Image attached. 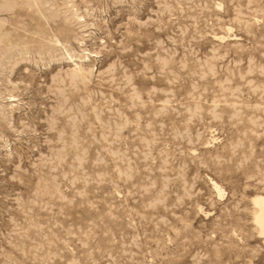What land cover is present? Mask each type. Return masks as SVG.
<instances>
[{
    "label": "rangeland",
    "instance_id": "rangeland-1",
    "mask_svg": "<svg viewBox=\"0 0 264 264\" xmlns=\"http://www.w3.org/2000/svg\"><path fill=\"white\" fill-rule=\"evenodd\" d=\"M255 195L264 0H0V264H264Z\"/></svg>",
    "mask_w": 264,
    "mask_h": 264
},
{
    "label": "bare ground",
    "instance_id": "bare-ground-1",
    "mask_svg": "<svg viewBox=\"0 0 264 264\" xmlns=\"http://www.w3.org/2000/svg\"><path fill=\"white\" fill-rule=\"evenodd\" d=\"M250 203L252 206V225L257 231V237L262 239L264 245V236L261 235V232L264 231V196L255 195L250 199Z\"/></svg>",
    "mask_w": 264,
    "mask_h": 264
},
{
    "label": "snow or ice",
    "instance_id": "snow-or-ice-1",
    "mask_svg": "<svg viewBox=\"0 0 264 264\" xmlns=\"http://www.w3.org/2000/svg\"><path fill=\"white\" fill-rule=\"evenodd\" d=\"M215 187H216V190L219 193L220 197L223 198V195H224L223 191L219 188L218 185ZM261 235L264 236V231L261 232Z\"/></svg>",
    "mask_w": 264,
    "mask_h": 264
}]
</instances>
